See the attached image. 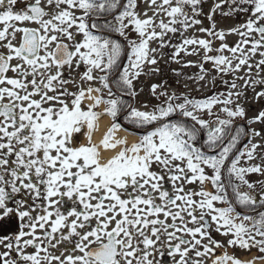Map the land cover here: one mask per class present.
Instances as JSON below:
<instances>
[{
    "label": "snow or ice",
    "instance_id": "6c2138e0",
    "mask_svg": "<svg viewBox=\"0 0 264 264\" xmlns=\"http://www.w3.org/2000/svg\"><path fill=\"white\" fill-rule=\"evenodd\" d=\"M18 2L20 0H0V5L6 3V9L0 11V46L7 49L6 55L0 53V209H3L5 216L10 214L13 209L6 207V200L24 190L34 194V201L42 199L47 206L36 205L41 211L35 216L31 211L18 212L19 218L22 221L27 218L28 223H21V230L14 238L15 245L7 238L0 239V244L6 249L0 252V264H17L16 260L10 258L11 250L16 251L21 261L30 264H41V260L45 264H51L53 260L59 264H157L154 259H149L158 251L157 243L161 247H168V256L174 258V264H203L202 259L192 260L190 252L195 251V256L202 258L213 254L215 248L223 247L209 235L210 224L205 219L206 215H211L217 232L224 236L231 234L232 238L227 241L229 247L236 246L243 250L257 247L259 252L264 254V212L259 213V219L247 215L243 217L244 220L253 221L255 234L243 223L236 224L234 220L239 218V213L232 215L234 208L226 199V186L221 183L222 169L243 132L242 128H237L234 135L230 134L228 143L224 144L225 130L230 128L234 118L245 116L244 109L239 105L234 110L224 107L222 111L229 119H218L215 122L217 126L211 128L208 121L198 118L195 114L196 111L207 109L211 115L214 104L232 103L233 93L229 92L228 97L222 101L217 97L207 100H190L183 97V102L178 104L173 101L181 97L172 95L167 97L166 106L157 105L152 112L135 108L130 111L129 118L138 126L163 121L178 111L201 129L209 128L202 147H207L209 152H215L219 148L215 155L205 154L201 147L195 145L199 131L195 126L189 128L182 123L168 122L161 123L153 131L142 136L137 143L120 147L115 155L103 162L101 148L105 151L115 150L118 146L126 144L124 140L113 138L120 128L115 122L120 110L118 100L93 97L91 93H99L100 89L92 87L81 89L77 93H69L64 89L58 95H48L49 92L55 93L58 85L70 82L62 79L60 70L65 66L71 70L75 60L77 68L81 63L86 66L82 80L95 79L94 70L105 73L99 77V81L104 88H109V96H112V92L107 73L118 70L117 83L126 86L129 94L134 97L136 93L131 91L133 80L141 75V67L157 63L155 57L149 56L150 51H156L149 48V41L162 38L165 32H176L177 29L171 25L180 23L186 29L199 24V20L190 19L184 11V6L190 5L193 14L198 15L196 6L200 0H175V6H172L173 0H160L159 5L157 0H148L149 7L156 6L154 16L163 11L171 18L167 24L163 20L160 21V32L154 29L149 31L154 23L152 17L139 18L135 12L136 0H127L126 3L122 0H45V3H42V0H33L23 9L16 11L14 6ZM233 2L253 5L251 14L254 19L249 18L240 26L244 31L237 28L230 30L242 37L236 46L228 47L222 43L216 50L222 52L226 49L231 52L233 59L238 61L234 66L228 57H212L205 54V62L211 60L221 72L238 71L247 64L249 54L255 55L258 49L264 48V0ZM214 7L218 8L220 5ZM118 8L123 10L114 16L115 22L108 21L103 28L127 39L125 30L131 25L140 38L138 43L129 41L128 63L122 68L118 63L122 53L121 44L114 39L93 34L91 29L100 26L95 22L91 25L87 22L91 14L99 16L103 13H114ZM76 9L82 10L83 15L76 16ZM144 15L147 16V13ZM178 17L183 19L178 20ZM208 18L211 20V16ZM125 20L128 22L125 23ZM24 22L34 23L38 27L17 26V23ZM73 28L75 32L72 31ZM199 30L224 40L223 31L215 32L205 28ZM17 33L22 34L18 46L13 44ZM252 33H256L259 39H249ZM77 35L83 37L79 42L76 41ZM64 40L70 43H64ZM248 44L251 47L245 53L243 45ZM50 45H54L51 50ZM183 45H199L205 53L212 50L210 42L204 39H185ZM163 46L161 44V47ZM181 50L182 46L177 47V54ZM237 53L240 55L237 56ZM259 55L264 57V51ZM13 60L20 63L13 65ZM261 65H264V58L259 60L256 67ZM53 67L56 69L55 74H51ZM248 67L251 69L252 65ZM201 70L203 71L202 65ZM9 71L15 73L17 78L7 76ZM199 79H203V76ZM249 83L264 84V81H245V85ZM158 87L159 85H152L154 95ZM232 88H236L235 82ZM85 91L87 98L93 101L87 110L81 108ZM235 95L240 96L242 93L237 92ZM37 96L39 99L34 98ZM62 96L74 98L69 103L61 99ZM256 96L264 97V91L256 93ZM101 103L107 105L104 112L94 111L93 109ZM102 115L110 116L113 123L100 143L93 144L92 133L96 121ZM261 121H264V111L249 120V124ZM81 133L87 143L76 146V138ZM252 135L259 136L260 133L253 131ZM258 147V144H251V147L246 145L227 166L229 186L233 187L240 205L254 207L257 202L252 194L240 191L239 187L243 184L252 189L254 184L245 179L246 175H264V169L259 164L247 167L239 165L243 157L247 158L245 162L255 159ZM154 164L161 172L152 170ZM9 165L14 167H8ZM206 168L211 170V175L206 173ZM165 173L173 184V191L176 193L174 196L162 186ZM233 177L240 184L233 185ZM181 181L183 183L177 186ZM197 181L201 186L210 182L216 189V194L204 190L188 192L183 187L184 183L192 184ZM258 183L264 186V182ZM9 186L11 193L7 191ZM40 186H43V193ZM194 196L201 199L196 201ZM57 197L59 199H56ZM64 198L72 205L66 210V214L58 207L64 202ZM259 199L260 203L264 204V193L260 194ZM213 202L227 203L228 207L215 208ZM16 203L19 206L22 201ZM197 209L200 210L199 217L195 214ZM185 214L190 219H186ZM161 215L164 219H160ZM53 216L55 219H51ZM168 219L172 221L170 224L167 223ZM93 220L95 226L89 230ZM189 224L199 226L188 227ZM46 225H50V231ZM37 228L43 230V239L36 235ZM61 229L67 231L61 232L58 238L54 237L53 234ZM185 235L191 239H185ZM165 236L167 240L162 239ZM257 236L260 239H256ZM24 237L30 238L23 239ZM74 237L78 238L75 250L82 255L68 256L61 260L59 256L49 255L47 248L42 247L45 240L51 247H55L51 244L52 239H57V243L61 240L71 242ZM205 239L208 243H202ZM28 246L35 247V253L25 254L23 249ZM201 248L202 251L199 250ZM41 252L45 253L43 257L39 255ZM177 256L179 259H175ZM256 259L264 261V255ZM229 261L231 264H245L227 253L216 257L212 264H228Z\"/></svg>",
    "mask_w": 264,
    "mask_h": 264
},
{
    "label": "rangeland",
    "instance_id": "374dc122",
    "mask_svg": "<svg viewBox=\"0 0 264 264\" xmlns=\"http://www.w3.org/2000/svg\"><path fill=\"white\" fill-rule=\"evenodd\" d=\"M126 3L127 0H124ZM160 0H157V5H159ZM137 7L135 8V12L139 16L140 19H146L148 17L153 18V25L151 28H149V31H152L153 29L156 32H160L161 29L158 27L161 20L164 21V23H169L170 17H168L163 11L159 12L158 15H153L154 10L156 6L149 7L148 0H136ZM219 4L220 7L215 8L214 6ZM172 6H175V0H173ZM254 6L251 4H238L234 3L233 0H200L198 5L196 6V11L199 13L198 15H194L192 12V7L190 5L184 6V11L188 14L190 19H196L199 20V24H194L191 27H188L185 29V27L177 23L175 25H171L172 27H175L177 29L176 32H165L162 38H157L149 41V48L155 49V52H149L150 57H155L157 63L155 65H148L145 64L141 67V75L133 80V88L131 91H134L136 95L134 97H131V99H128L126 101V106L124 108V113L127 115L130 113L132 108H135L139 111H145V112H152L154 108L157 105L166 106L167 97L175 95L177 97H181V99H177L173 101V103H182L183 97H187L190 100H207L212 97H219L222 96L221 101L228 97L229 92L233 93L231 96L232 103L228 105H224L223 103H216L212 106L211 109V115H209L208 110H200L196 111L195 114L198 116V118L203 119L205 121L209 122V128L214 123V119L216 116H220L223 119H227V114L222 111L224 107L230 108V106L237 104L240 107H242L244 110L248 109L247 103L244 101L246 98V95L250 92L253 93V96H256V93L259 91H253L249 87H245L241 93L242 95L236 96L235 93L238 91L236 88H232L231 86V77H264V71L262 69L264 68V65H261L259 68L256 67L259 60H261L264 57H261L259 53L261 51H264V48H260L257 50V53L255 55L249 54V59L247 61V64L242 66L238 71H228V72H221L217 69V66L214 65V63L209 60L205 62L204 57L205 54L208 56H225L232 60L233 66L238 62L236 59H233V54L229 52L228 50H224L222 52L216 51L220 48L221 44H226L228 47H234L236 44L241 41L242 37L237 32H230L231 29L237 28L240 31H244V29L240 28L241 25L246 23L249 16L251 15V9ZM240 9H247V11L240 10ZM75 15L78 16L80 13H82V10L76 9ZM145 12L147 13V16H145ZM224 13H228V15H224ZM211 16V20L208 18ZM254 18V17H253ZM179 19H183V17H178ZM125 23L128 21L125 20ZM214 25V28H213ZM205 28L209 29L215 32L223 31L225 33L224 40L221 41L218 38H216L214 35H209L208 32H201L199 29ZM73 32H75V28L72 29ZM126 37L128 41H136L139 42V36L138 34L133 30V26L129 25V27L125 30ZM122 39H126L123 36H120ZM82 35H77L78 41L82 40ZM259 39V36L256 33H252L251 37L249 39ZM185 39H204L206 41L210 42L211 51L205 53V50L200 47L199 45H183V41ZM17 40V34L16 39ZM161 44L164 46L161 47ZM182 50L179 51L177 54V47H181ZM251 47L250 44L243 45L245 53L248 52V49ZM130 52V50H129ZM195 53V54H189V53ZM237 56L240 55V53L236 54ZM125 61V60H124ZM128 63V59L126 64ZM201 65L203 66V71L201 70ZM248 65H252V73H249L248 75H245L247 72H249L251 69H249ZM223 67V66H221ZM130 71H132L130 69ZM94 76L97 74V70L93 71ZM203 76V79H199V77ZM216 77H221L220 79H217ZM251 81V80H249ZM156 84L159 85V87L156 90V94L154 95L152 92V85ZM218 90H221V95L218 94ZM240 92V91H239ZM160 93H164L165 95H159ZM112 96H109V99H112ZM261 98V97H260ZM255 100V99H254ZM258 101H261V99H258ZM255 102H252V105L254 106ZM235 107H232L231 109H234ZM191 110V109H190ZM256 111V110H255ZM255 111H250V116L255 115ZM130 116V114H129ZM175 119L178 120V123L184 124L186 127H193L195 126L199 131L197 133V140L195 141V145L199 144L197 147H201V150H206L207 147H202L203 141L207 139V131L204 133V129H201L199 125H194V122L190 118H185L182 115L179 114L177 111L176 113H173L170 115V118L167 117L163 121H157L152 124L151 126L147 127V124L144 129L141 131H148L151 127L159 126L161 123H168V120ZM113 122V119L111 120ZM264 123V122H263ZM263 123L260 125H252V128L254 131H258L260 133L259 136L254 135L253 140L251 144H258L260 147L256 149L255 152V159L246 161V159H243L240 161V165L242 167H247L251 165H261L262 169H264V159L260 157V154H263L262 157H264V147L262 144H264V128ZM136 124V123H135ZM139 131V130H138ZM202 132V134H201ZM132 134H138L139 132H131ZM203 135V136H202ZM85 138V136H84ZM136 142H138V137ZM251 144L249 147H251ZM126 146V145H124ZM208 155H212V153H208ZM152 170L156 172H161V169L158 168L155 164L152 166ZM206 173L211 175L210 169H205ZM191 175V173H189ZM245 179H247L250 183L254 184V187L252 189L247 188L246 185L240 184L239 181L235 180V178H232V184H240V189H243L244 191H248V193L260 196V194L264 193V186L261 185V183L258 182H264V175L258 174V173H251L247 174ZM221 182L226 186V193L234 195L233 187L229 186V176L222 173V179ZM183 183L178 182L177 186L179 184ZM162 186L165 190L169 191L171 195H175L176 193L173 191V184L170 180L167 179V174L165 173V179L162 182ZM183 187L188 192H198L200 190L207 191L209 193H215L216 189L212 186L210 182H205L203 186L200 185V183L197 181L192 184H183ZM154 195H158L155 194ZM194 200L199 201L201 197L194 196ZM235 202H237L236 197H233ZM179 203V202H178ZM215 208H221L224 207V203L221 202H213ZM238 203V202H237ZM239 204V203H238ZM244 206V205H243ZM249 207V206H245ZM175 210V209H173ZM246 211L253 210L250 208H245ZM239 213L237 211L235 214L232 213L233 216H236V214ZM197 217L200 215V210L197 209L196 213ZM242 213H239V218H236L234 222L236 224L243 223L247 228H249L250 220H244ZM186 219H190L185 214ZM160 219H164V217L161 215ZM205 219H208L210 227L208 229L209 235L212 237L213 240L218 241L223 247L215 248L213 254H209L205 257H196L192 256V260H203V264H212V261L216 259L218 256H223L225 253H227L229 256H234L242 261V259L245 257H250L251 255L259 256L262 253L259 252V249L257 247H253L250 250H243L236 246L229 247L227 244V241L232 238L231 234L228 236L221 235L220 232L216 231V224L211 221V215H206ZM171 219L167 220V223H171ZM179 224V221H177ZM91 227L95 226V220L92 221ZM199 225H193L189 224L188 227H197ZM89 227V230L90 228ZM171 231V229H169ZM223 231V229H221ZM178 235H180L178 233ZM185 239H191L190 237L186 236ZM199 238V236L197 237ZM247 238V237H245ZM155 239V237H153ZM162 239L167 240V237H162ZM256 239H260V237H256ZM173 243H176L173 241ZM202 243H208L207 239L203 240ZM142 247V246H141ZM185 247V246H182ZM156 248L158 251L154 253L153 256H150L149 259H154L157 264H174V258L168 256V247L165 245L161 247L159 243H157ZM29 250V249H28ZM199 250H203L202 248ZM31 250L27 251L25 250V254H33L30 252ZM151 251V249H149ZM161 252H163V255H161ZM45 255L44 252H41V257ZM51 255V254H49ZM80 253H66L65 255L61 256V260H65V256H78ZM175 259H179V257H175ZM41 264H43V260H41ZM51 264H59L58 261H52Z\"/></svg>",
    "mask_w": 264,
    "mask_h": 264
},
{
    "label": "flooded vegetation",
    "instance_id": "af4514ba",
    "mask_svg": "<svg viewBox=\"0 0 264 264\" xmlns=\"http://www.w3.org/2000/svg\"><path fill=\"white\" fill-rule=\"evenodd\" d=\"M32 2H33V0H20V2H18L14 6V10L19 11V10L23 9L26 4L32 3ZM122 2L124 3L125 1L122 0ZM42 3H45V0H42ZM5 9H6V3H5V5H0V11H3ZM121 10H122V8H118L116 10V12H114V13H103V14H100L99 16H97V15L91 16L90 15L87 18V22L89 23V25H91V23L95 22L96 20L101 21V23H102L101 27L103 28V25L105 23H107L108 21H112L114 23L115 22L114 16L116 14H118ZM47 18L48 17H45V19H47ZM249 18H253L252 14L249 16ZM17 26L18 27H30V28H37L38 27V25H36L34 23H30V22H24L23 24L17 23ZM0 27H2V25H0ZM91 31H92V29H91ZM97 33L104 35L106 37H111V38H115V39L120 38V36L118 34L111 33L108 31V29L98 30ZM21 36H22L21 33H17V40H14L13 44L18 46L20 39H21ZM76 41L79 42L77 39V36H76ZM63 42L64 43H70L67 40H64ZM52 47H54V45H50L49 50H51ZM0 53L6 55L7 49L0 46ZM42 54H43V50L41 51V55ZM11 63L13 65H15L17 63H20V61L13 60ZM86 70H87L86 66L83 63H81V65L77 68L75 65V60H74L71 70L67 66H65L64 68H62L60 70L62 72V79L70 81V82L63 84L62 86L58 85L57 91L55 93L49 92L48 95H58L60 93V91H62L64 89H66L69 93H77L81 89L86 90L87 88L92 87V88H99L100 89L99 93L96 92L97 96H101L104 100L109 99V91H108L109 88H104L99 81V77L101 75H105V73H101L100 71L97 70V74L95 76L93 73V76L95 77V79H93L92 81L82 80L81 76ZM251 71H252V69L249 72H247L245 75L252 73ZM262 71H264V68L262 69ZM55 72H56V69L53 67L51 69V74H55ZM6 75L9 77H12V78H17L16 74L11 72V71H9ZM118 75H119V72H116L112 77H109V75L107 73L109 85H110V79H111V81H116V83H117V81L119 79V77H117ZM216 78L220 79L221 77H216ZM28 79L30 80L31 77H28ZM37 79L39 80L40 77H37ZM231 79H232L231 86H232L233 82H235L236 90L238 92L240 91L239 93H241V91L245 87H249L254 92L255 91H259V92L264 91V84H261V83H258L255 85H252L251 83H249L248 85H245V81H249V80H251V81L252 80L264 81V77H231ZM71 81H74V82H71ZM251 81H249V82H251ZM118 84H121V83H118ZM221 93H222V91L218 90V94L221 95ZM86 96H87V92L85 91V97ZM34 98L39 99L38 96L34 97ZM73 98L74 97H72V96H62L61 97V99H64L65 101H67L69 103L71 102V100ZM219 99H222V96L219 97ZM258 99H261V101H258ZM84 100H85V98L81 102V108L84 110H87L88 105L85 103ZM244 101L248 105V109L244 110L245 116L243 118H240V117L234 118L232 120L230 128L226 129L225 134H224L223 143L227 144L229 141V138H230V134L234 135L236 133L237 128L243 129V132H241V134H240L239 141L236 145V148L233 149V151L229 154V160L226 162L225 167L222 169V173L223 174L227 173L228 176H229V174L227 172V166L230 164L231 159L235 157V155L238 153V151L244 150L246 145L249 147L252 140H253L254 135H252V133H253L254 129L252 128V125H257V124L260 125L264 122V121H261V122L249 124V120H251L252 118L257 116L261 111H264V97L257 98V96H253V93L250 92L246 95V98L244 99ZM252 102H255L254 106L252 105ZM100 105H101V107H100ZM45 106L47 107L49 105H45ZM54 106L59 107V105H54ZM236 106H237V104H234V105L230 106V108L236 107ZM106 107H107V105L101 103V104L97 105L93 110L98 112V113H103L104 109ZM250 111L251 112L255 111V115L250 116V114H251ZM102 116H100V117H102ZM124 116H125V113L123 112L119 115V119L122 121ZM218 119H223V118L218 115L215 117L214 122H216ZM227 119H229V118H227ZM216 126L217 125L215 123L214 127H216ZM263 128H264V123H263ZM9 130H11V129H9ZM207 130H208L207 128L204 129V131H205L204 133H206ZM256 132H258V131H256ZM92 135H93V133H92ZM76 139H77V144L78 143L80 144L82 139L84 140L83 144L87 143V140H86V138H84L83 133L78 135ZM249 140H250V143H249ZM3 142H6V141H3ZM262 146L264 147V144H262ZM218 151H219V148H217L215 152H211V153H212V155H215L216 152H218ZM262 155L263 154H260V157H262ZM10 159H14V157H10ZM243 159L247 160L246 157H243V158H241V161ZM8 167H14V165H9ZM33 179H35V178L33 177ZM40 187H41V191L43 193V186H40ZM239 190L243 191V192H248V191H246V190L244 191L243 189H240V188H239ZM7 191H9V193H11L10 186L7 188ZM33 195H34L33 193H29V192H27V190H24L18 194H15L12 197V199L6 200V207L12 208L13 211L10 214H8L7 216H5L3 214V209H0V239L7 238L8 240H11V242L15 245V239L14 238L16 235L19 234V231L21 230L20 229L21 223H25V224L28 223L27 218H24L23 221L19 218L18 212H20V211H31V214L33 216H35L38 213H40V211H41V208L36 207V205H40L41 207L47 206L46 202H44L42 199L34 201ZM252 195L256 198V201H257L255 206L254 207L253 206L245 207V206L240 205L237 202H235V200L233 199V197H236L235 192H234V195L228 194L230 203L234 208V214L237 211H239V213L253 217V219H259L260 218L259 213L264 212V204L260 203V199H259L260 196L256 195L255 193H253ZM56 199H59V198L57 197ZM16 201H22V203L18 206ZM224 205L225 206L221 207V208L228 207L227 203H224ZM58 207L60 208V210L62 212H64L66 214V210L71 208L72 205L70 202L67 201V198H64V202L61 203L60 205H58ZM245 208H250L253 210H249V211L243 210ZM49 210L54 211V209H49ZM51 219H55V216H53ZM206 220H208V219H206ZM91 224H92V222H91ZM90 225H89V227H91ZM248 226H249V229L252 230V233L255 234V229L253 228V221L252 220H250V223ZM46 228H48V230L50 231V225H46ZM24 230L28 231V229H24ZM66 231H67L66 229H61L59 232L53 234V236L58 238L60 236L61 232H66ZM36 235L43 239V236H44L43 230H40L39 228H37ZM29 238L30 237H24L23 239H29ZM77 239L78 238L74 237V238H72L71 242L61 240L59 243H57V239H52L51 244H54L55 247H51L49 245V242L45 240L44 243L42 244V247L47 248L48 254H51L54 256H59V257L65 255L66 253H80L78 250H75V243H76ZM6 242H7V240H6ZM37 242H39V241H37ZM28 249L31 250L30 252H32V253H35V251H36L35 247H33V246L25 247L23 249V251H25V250L29 251ZM3 251H6V249L3 247L2 244H0V252H3ZM39 255H41V253ZM80 255H82V253H80ZM189 255H190V257L195 256V251L190 252ZM66 257H68V256H65V258ZM10 258L16 260L17 264H30V262L21 261L15 250L10 251ZM43 264H45L44 261H43Z\"/></svg>",
    "mask_w": 264,
    "mask_h": 264
},
{
    "label": "bare ground",
    "instance_id": "6f19581e",
    "mask_svg": "<svg viewBox=\"0 0 264 264\" xmlns=\"http://www.w3.org/2000/svg\"><path fill=\"white\" fill-rule=\"evenodd\" d=\"M91 95L93 97L97 96V94L95 92H92ZM84 101L88 106L93 103V101L88 99L87 96L85 97ZM100 107H101V105H100ZM110 126H111V119L108 115H103L102 117H100L96 121V127H95V130L93 131V135H92V143L93 144H99ZM84 131L86 132L87 129L85 128ZM113 138H114V140H124L126 142L125 145H128V146H131L137 140V137L135 134H131L121 127L119 128L118 131H116L114 133ZM83 142H84V140L82 139L80 144H83ZM76 146H79V143L76 144ZM123 146L124 145H120L115 150H107V151H105L103 148H101L100 152H101L102 162L104 160L110 158L111 156L115 155L116 152H118L120 150V147H123ZM142 154L143 153L141 152V155ZM254 257H255L254 255H251L250 257H246V258L244 257L242 259V262H245V264H248V262H253V264H264V261H262V260H254ZM228 264H231V262L229 261Z\"/></svg>",
    "mask_w": 264,
    "mask_h": 264
},
{
    "label": "trees",
    "instance_id": "16d2710c",
    "mask_svg": "<svg viewBox=\"0 0 264 264\" xmlns=\"http://www.w3.org/2000/svg\"><path fill=\"white\" fill-rule=\"evenodd\" d=\"M123 10V9H122ZM121 10V11H122ZM91 16H96L95 14H91ZM95 23L98 25V26H100V27H98L97 29L98 30H105L104 28H102L101 26H102V23H101V21H98V20H96L95 21ZM109 31V30H108ZM110 32V31H109ZM111 33H114V32H111ZM93 34H95V35H99V36H102V37H106V36H104V35H101V34H98V33H93ZM108 38H111V37H108ZM111 39H114V40H116V41H118L117 39H115V38H111ZM119 42V41H118ZM126 43H127V45H126V47L121 43V42H119L120 44H121V46H122V53H121V57H120V59H119V65L121 66V64L124 62V60H125V48L127 49V52L129 53V50H130V48L128 47V45H129V41H125ZM127 60V59H126ZM116 71V69H114L112 72H115ZM112 72H110V73H112ZM114 87H115V89L117 90V91H119L121 94H123V95H128V96H131L130 94H129V90H127L126 89V86H124L123 84H114ZM115 99H117L118 100V102H119V104H118V107H119V112H118V115H117V117L121 114V113H123L124 112V108H125V106H126V101L128 100L127 98H124V97H118V98H115ZM129 114L130 113H128L127 115H125L124 117H123V119H122V123H123V125H124V127H125V129L126 130H128L129 132H137L138 130H139V137L141 138L142 136H144V135H146L147 133L146 132H143V131H141V129L142 130H145L144 128L146 127V126H144V125H137V124H135V123H133L132 122V119L131 118H129L130 116H129ZM116 117V118H117ZM115 118V119H116ZM179 121L177 120H174L173 121V123H178ZM149 126H151L150 124H147V127H149ZM197 146H199V144H197ZM222 183V182H221ZM226 199H228V196H227V194H226ZM229 200V199H228Z\"/></svg>",
    "mask_w": 264,
    "mask_h": 264
},
{
    "label": "water",
    "instance_id": "95a60500",
    "mask_svg": "<svg viewBox=\"0 0 264 264\" xmlns=\"http://www.w3.org/2000/svg\"><path fill=\"white\" fill-rule=\"evenodd\" d=\"M214 125H215V123H213V124L211 125V127H214ZM211 127H210V128H211Z\"/></svg>",
    "mask_w": 264,
    "mask_h": 264
}]
</instances>
